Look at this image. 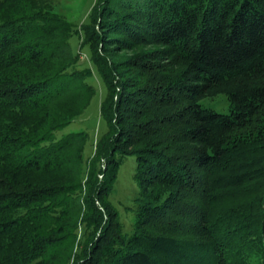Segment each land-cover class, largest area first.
Returning <instances> with one entry per match:
<instances>
[{
  "label": "trees",
  "instance_id": "1",
  "mask_svg": "<svg viewBox=\"0 0 264 264\" xmlns=\"http://www.w3.org/2000/svg\"><path fill=\"white\" fill-rule=\"evenodd\" d=\"M97 2L75 24L0 0V264H264V0ZM108 40L150 48L113 63ZM95 80L85 155L55 132ZM221 93L227 113L200 103ZM127 155L130 235L109 200Z\"/></svg>",
  "mask_w": 264,
  "mask_h": 264
},
{
  "label": "rangeland",
  "instance_id": "2",
  "mask_svg": "<svg viewBox=\"0 0 264 264\" xmlns=\"http://www.w3.org/2000/svg\"><path fill=\"white\" fill-rule=\"evenodd\" d=\"M41 4H47L55 12L62 17L75 24H80L84 21V17L91 10L93 5L98 0H37ZM98 3V2H97ZM114 32H108V35H113ZM109 37V36H108ZM106 46V53L110 62L118 63L122 62V59L132 55L140 49H149L150 46H142L135 48H122L120 43L114 40H108ZM72 42H75V37L72 38ZM105 49V48H103ZM81 61L88 63V53L86 49H82ZM105 51V50H104ZM103 52V51H102ZM122 71V68L120 69ZM97 87L96 94L92 97L89 104L83 110V112L77 116L67 126L57 130L56 136L59 137L63 133L70 131L84 130L88 133V138L85 146V155L90 154L92 150V143L94 138L105 129V122L99 116L98 106L99 99L102 95V87L95 80ZM200 103L203 106L212 108L218 112H229V104L224 94H218L214 97L203 98ZM135 168V156L127 155L120 163L116 178L113 183L112 189L109 193V200L117 210L118 218L122 225L123 233L130 235L133 231V224L137 209L136 197L139 193V186L136 179L133 176Z\"/></svg>",
  "mask_w": 264,
  "mask_h": 264
}]
</instances>
